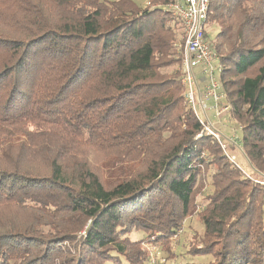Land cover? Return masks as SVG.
<instances>
[{
  "label": "trees",
  "instance_id": "obj_1",
  "mask_svg": "<svg viewBox=\"0 0 264 264\" xmlns=\"http://www.w3.org/2000/svg\"><path fill=\"white\" fill-rule=\"evenodd\" d=\"M170 1L0 0V264H175L193 216L188 264H264V0L206 22L247 168L187 105Z\"/></svg>",
  "mask_w": 264,
  "mask_h": 264
},
{
  "label": "built area",
  "instance_id": "obj_2",
  "mask_svg": "<svg viewBox=\"0 0 264 264\" xmlns=\"http://www.w3.org/2000/svg\"><path fill=\"white\" fill-rule=\"evenodd\" d=\"M209 3L210 0H171L167 10L184 27L183 42L179 44V47L184 53L182 82L186 86L187 105L201 122V134L207 133L214 136L230 160L237 164L235 155L228 151L227 140L230 139L208 114L211 108L220 122V118L225 116L231 107L227 102L221 81L216 75L218 71H222L219 63L220 56L212 48L209 39L205 37ZM208 101L212 102L211 106L208 105ZM151 253V264H157L154 252L151 251Z\"/></svg>",
  "mask_w": 264,
  "mask_h": 264
},
{
  "label": "rangeland",
  "instance_id": "obj_3",
  "mask_svg": "<svg viewBox=\"0 0 264 264\" xmlns=\"http://www.w3.org/2000/svg\"><path fill=\"white\" fill-rule=\"evenodd\" d=\"M139 3L141 4H145V0H138ZM208 31H209V39L211 42L214 41L216 34L219 31V28L216 25H211L208 26ZM182 50V49H181ZM181 53H183V51H181ZM183 58H184V53H183ZM182 72H184V67L182 66ZM218 80H220V75L221 72H217L216 73ZM209 106L212 105L211 101L207 102ZM208 114L211 118V120L213 122L217 123V127L219 129H221L223 131V133L225 135H227L228 137H235L236 135L238 137L242 136V131L240 128L236 127L235 124L229 121H226L227 118L226 116H223L222 118H220V122H218V118L217 116H214V111L210 108L208 111ZM229 150V149H228ZM233 155H235V157H237L236 161L241 164L244 168H247V161L243 155V153L240 150H235L232 153ZM203 200L202 197L199 198V201ZM186 227L184 228V230L179 234L178 236V240L179 243L173 246V249L177 252V258L175 260V264H188L191 262H200V260H202V257H194L191 256V253H187V248H188V244H189V240L192 237V231L193 230H200V229H204V226L202 223L199 222V220L196 218V216H193L192 218H190L186 225ZM133 238H142L144 237L143 233H134L132 234ZM146 245L148 246V248L154 252L153 254H157L160 251L161 246L160 245H155L153 243H146ZM184 254V255H183Z\"/></svg>",
  "mask_w": 264,
  "mask_h": 264
}]
</instances>
